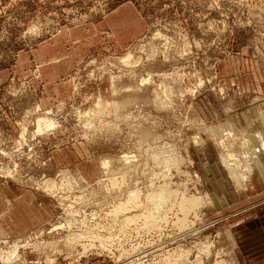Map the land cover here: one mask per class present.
<instances>
[{"label": "rangeland", "instance_id": "374dc122", "mask_svg": "<svg viewBox=\"0 0 264 264\" xmlns=\"http://www.w3.org/2000/svg\"><path fill=\"white\" fill-rule=\"evenodd\" d=\"M123 8L138 36L98 31L70 92L32 83L35 50ZM7 190L50 211L0 218V264H264V0H0V215Z\"/></svg>", "mask_w": 264, "mask_h": 264}, {"label": "crops", "instance_id": "0c3cea01", "mask_svg": "<svg viewBox=\"0 0 264 264\" xmlns=\"http://www.w3.org/2000/svg\"><path fill=\"white\" fill-rule=\"evenodd\" d=\"M132 13L134 11L130 10V8H123L120 17L115 21H112V18L105 19L98 26L95 23L90 26H80L64 30L50 44L40 46L33 52L32 56L36 62L41 64V76L37 79H31L32 83L38 87L43 84L46 92H70L71 86L69 83H61L82 62L83 50H88L90 43L93 45L94 39L97 41L96 33L98 31L101 34L103 33L104 36L108 35V39L112 37L110 32L114 36L117 35L120 39L118 41L122 44L131 37L139 35L136 28L132 26L136 21L131 18ZM30 58L25 57L22 64L28 65L27 61H30ZM22 70L25 72L24 69ZM249 131L256 141V135L251 130ZM235 180L239 182L240 188H244L243 185H247L244 184L245 178ZM5 197L10 200L11 208L7 212L2 213L0 218L3 226L10 232L19 233L31 229L42 221L41 213L44 214V211H50L46 206L44 210L40 211L41 209H38L34 197L30 193L16 196L13 192L11 193L10 190H7Z\"/></svg>", "mask_w": 264, "mask_h": 264}, {"label": "bare ground", "instance_id": "6f19581e", "mask_svg": "<svg viewBox=\"0 0 264 264\" xmlns=\"http://www.w3.org/2000/svg\"><path fill=\"white\" fill-rule=\"evenodd\" d=\"M130 59H131V57L130 56H128L127 58H125L124 60H123V62H125V63H128L129 61H130ZM149 76V75H148ZM168 97V96H167ZM168 99V98H167ZM158 101V100H157ZM159 102V101H158ZM112 108L114 109V112L115 113H118V110H119V108H121V107H119V105H117L116 103H112ZM104 110V111H103ZM102 112L104 113V114H106L107 113V108L105 107V103H104V101H103V104L101 105V103H100V105H99V114L100 115H102ZM92 115V114H91ZM115 117V116H114ZM116 119H118V116L116 117ZM49 120V119H48ZM46 118L45 119H43V120H39L38 121V128H40V129H42L43 130V125L44 124H46L47 126L45 127V129L46 128H53L54 126H53V124L51 123H49V121H48ZM44 123V124H43ZM107 123H109V122H107ZM112 123V122H111ZM110 123V124H111ZM43 124V125H42ZM113 124V123H112ZM115 124V123H114ZM45 126V125H44ZM109 126V125H108ZM107 126V127H108ZM39 129V130H40ZM42 130H41V132H42ZM241 131V130H240ZM239 131V132H240ZM204 132V131H203ZM212 132H213V134H215V135H217V134H219L220 132H221V130H220V132H218L217 130H215V129H213L212 130ZM23 133H25V135H26V129L24 128V130H23ZM44 135V134H43ZM228 136H229V134H228ZM227 136V137H228ZM201 145V144H200ZM155 147V149H157V146L156 145H154ZM152 147V146H151ZM155 158H157V157H155ZM225 164H226V166H227V168L229 169V170H233L234 168H236V166L238 165V162H236V161H234V160H232L231 158H227V159H225V160H222ZM102 164H104V163H102ZM103 166V165H102ZM105 167H107L108 169L107 170H109V165L107 164V163H105ZM5 175H8V176H12V177H15V174L13 173V171L12 170H6L5 171ZM66 175H70V174H68V173H66L65 174V176ZM79 177V176H78ZM63 178H65L64 176H63ZM66 179L68 180V182H71V183H68L69 185H71V187H73V186H76V187H78L79 188V186H81L82 184L84 185V184H87V187H89L88 185H90L89 183H87V181H85V179H83L82 177H79V178H77V177H71V178H68L67 176H66ZM85 181V182H84ZM244 184H247V181H246V179L244 180ZM57 187V186H56ZM86 187V186H85ZM54 187L53 186H51L50 187V185H48L47 186V189H49V190H52ZM74 188V187H73ZM75 189V188H74ZM168 190H170L169 189V187L167 188ZM168 194H170L166 189H163V190H158V189H156L155 188V190H153V192H152V195H151V199L155 202V204H157V203H160V201H163L164 200V198L168 195ZM190 203L191 205H193L194 203H196V204H199V203H201V201L200 200H196V199H194L193 198V200H189V199H187L186 201H184L183 202V205L185 204V203ZM157 205H162V204H157ZM117 213H119L118 211H117ZM18 256H17V254H14V252L13 253H10L9 255H8V262H10V263H16L18 260H19V258H17ZM1 261L3 262V263H6V261L5 260H3L2 258H1Z\"/></svg>", "mask_w": 264, "mask_h": 264}]
</instances>
